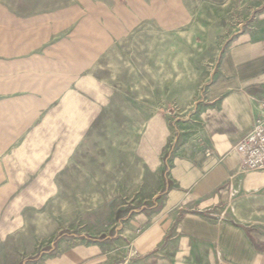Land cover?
Here are the masks:
<instances>
[{"label": "crops", "instance_id": "crops-1", "mask_svg": "<svg viewBox=\"0 0 264 264\" xmlns=\"http://www.w3.org/2000/svg\"><path fill=\"white\" fill-rule=\"evenodd\" d=\"M123 29L107 0H0V212L40 209L78 166L93 178L105 144L95 116L109 103L93 64ZM203 99L195 140L173 146L150 121L148 161L172 155L154 208L120 226L138 249L123 264H264V169L238 173L233 149L264 115V6L222 51Z\"/></svg>", "mask_w": 264, "mask_h": 264}, {"label": "rangeland", "instance_id": "rangeland-1", "mask_svg": "<svg viewBox=\"0 0 264 264\" xmlns=\"http://www.w3.org/2000/svg\"><path fill=\"white\" fill-rule=\"evenodd\" d=\"M107 2L124 29L110 37L93 64L94 76L109 90L108 107L95 116L94 132L106 146L94 147L93 178L78 166L75 177L61 181V193L49 196L40 209L0 212V264L133 259L135 238L124 236L120 226L135 210L154 208L152 196L172 155L168 149L157 164L148 161L154 139L150 121L156 118L165 127L173 146L199 136V111L220 55L264 6V0H182L187 13L180 17V0ZM150 3L159 10L157 18L148 17ZM105 159L109 171L103 178ZM140 176L137 186L134 178Z\"/></svg>", "mask_w": 264, "mask_h": 264}, {"label": "built area", "instance_id": "built-area-1", "mask_svg": "<svg viewBox=\"0 0 264 264\" xmlns=\"http://www.w3.org/2000/svg\"><path fill=\"white\" fill-rule=\"evenodd\" d=\"M238 156V173L264 169V115L258 117L233 147Z\"/></svg>", "mask_w": 264, "mask_h": 264}]
</instances>
